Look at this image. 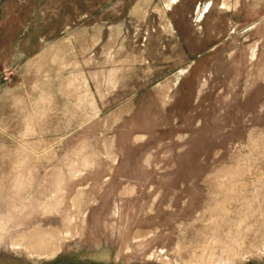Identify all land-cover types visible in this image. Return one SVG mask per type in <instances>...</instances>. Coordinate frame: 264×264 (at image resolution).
<instances>
[{
    "label": "rangeland",
    "instance_id": "1",
    "mask_svg": "<svg viewBox=\"0 0 264 264\" xmlns=\"http://www.w3.org/2000/svg\"><path fill=\"white\" fill-rule=\"evenodd\" d=\"M0 264H264V0H0Z\"/></svg>",
    "mask_w": 264,
    "mask_h": 264
}]
</instances>
